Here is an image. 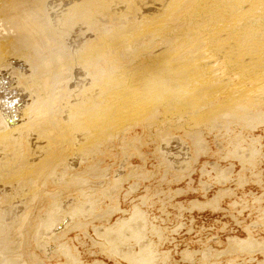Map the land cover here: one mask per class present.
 <instances>
[{
  "label": "rangeland",
  "instance_id": "rangeland-1",
  "mask_svg": "<svg viewBox=\"0 0 264 264\" xmlns=\"http://www.w3.org/2000/svg\"><path fill=\"white\" fill-rule=\"evenodd\" d=\"M82 19L85 20L84 17ZM119 30L115 26L112 34ZM111 40L100 34L87 46L90 58L85 60L91 63L89 73L93 79L97 77V86L105 91L92 102L106 108L101 109L93 120H89L84 111L89 103L79 111L76 120L78 118L77 122L84 129L78 131L81 142L75 145L73 157L81 156L83 162L77 161L67 169L68 172L73 170L67 179L68 184L62 182L66 176L63 175L64 169H60L56 181L50 182L44 176L33 196L29 179L35 176L39 164L30 170L25 167L23 176L18 175L19 178L14 167L16 178L12 177L6 191L0 193V198L13 195L12 203L0 204L8 224L10 243L7 246L13 252L11 257L18 258L17 264H37V261L38 264H64L70 262L67 254L71 252L80 264H129L131 261L122 256L124 252L138 251L149 245L147 250H153L154 256L151 264H264V120L255 121V127H250L243 122L250 111L244 114L230 108L218 113L220 105L227 101L224 96L205 104H198L193 98L184 99L174 106L179 108L177 112L160 105L152 116L144 114L147 104H140V108L136 104L131 106L136 92L131 90L128 95L127 91L139 85L137 81L143 88L148 77L154 75L155 79L156 65L152 67L155 59L141 55L149 50L144 46L132 55L136 60L129 64L121 54V46L113 48ZM140 62L141 74L134 70L136 63ZM100 70L105 74H100ZM137 74L145 79L137 77ZM85 85L88 86L85 82L80 83L81 87ZM153 88L154 91L144 95L156 98L163 89L161 83ZM5 99L7 110L2 111L3 116L12 111L7 103L12 98L6 94ZM250 109L264 114V104ZM126 113L132 116V120L124 130ZM210 119L214 127L207 124ZM59 122L64 125L60 116ZM55 123L53 127H56ZM160 123L163 124L160 126ZM64 127L71 141L69 130ZM163 132L170 135L158 136ZM108 136L113 138L112 143L107 141ZM97 137L103 141L97 151L84 148L85 143L92 146L90 138L94 142ZM28 142V149L25 144L23 149L22 146L16 149L14 146L13 149L20 153L18 162L22 155L26 157L28 154L25 159L30 165L44 157L48 148H41L44 142L39 145L34 141ZM49 143L52 152L54 145ZM0 145L1 152L6 144ZM254 145L260 148L261 153L253 161L238 158ZM5 148L3 151L7 152L8 147ZM26 151L28 153L25 154ZM92 152L93 155L89 154ZM79 178L92 183L84 184L85 179ZM54 197L69 218L61 221L63 226H57L52 233L54 235L50 236L37 225L50 214ZM24 209L25 212L28 209L30 216L22 225L18 216ZM14 223L17 226H13ZM37 228L40 230L38 239H33ZM105 229L110 231L109 242L120 243L121 255L111 257L105 252L102 243ZM120 231L125 238L138 234L141 237L138 245L134 241L119 240L117 235ZM5 241L0 238V245L6 244Z\"/></svg>",
  "mask_w": 264,
  "mask_h": 264
},
{
  "label": "bare ground",
  "instance_id": "bare-ground-1",
  "mask_svg": "<svg viewBox=\"0 0 264 264\" xmlns=\"http://www.w3.org/2000/svg\"><path fill=\"white\" fill-rule=\"evenodd\" d=\"M115 26L120 30L112 34ZM100 34L112 39L113 48L121 46V54L129 64L136 60L132 55L144 46L149 50L141 55L155 59L152 64V67L156 65L155 79L154 75L148 77L143 88L137 80L139 85L132 83L133 89L128 87L130 90L127 91L124 88L127 93L135 89L131 106L136 104L140 108V104H147L143 109L144 114L150 116L160 105L177 112L179 108L174 106L184 99L193 98L198 104H205L224 96L227 101L220 105L218 113L230 108L243 111L244 114L250 111L251 114H243L246 119L243 122L250 127L255 121L264 120L263 113L250 109L264 104V0H0V143L8 147L7 152L3 151L5 147L0 152V193L6 191L9 182L16 178L14 167L19 178L18 175L23 176L25 167L30 170L39 164L35 176L31 175L29 179V186L32 184L34 188L31 187L34 196L37 193L34 190L37 185H41L44 176L50 182L56 181L59 170L64 169L63 175L66 177H63L62 182L68 184L67 179L73 170L68 172L67 169H71L77 161L83 162V157H73L75 145L81 142L78 131L84 129L76 117L88 103L84 111L89 120H93L101 109L106 108L92 102L93 98L104 95L105 91L97 86V77L93 79L89 73L91 63L85 60L90 58L88 44ZM141 64H134V70L140 74ZM99 72L105 74V71ZM84 82L88 86L81 87L80 83ZM157 83H161L163 89L156 98L153 95L146 97L144 94L153 90ZM6 94L12 98L11 101L7 100L12 111L3 116L2 111L7 110L4 103ZM126 114L124 130L132 120V116ZM59 116L64 125L60 124ZM54 123L56 127H53ZM213 123L211 119L207 121L209 127H214ZM64 126L69 130L71 141L67 138ZM166 135H170L169 132L158 133L160 137ZM92 138L89 139L92 146L88 147L85 143L84 148L97 151L103 141L97 137L92 142ZM28 140L34 141L35 145L44 142L41 148H48L44 157L30 165L25 159L28 154L26 157L22 155L18 162L20 153L13 149L14 146L15 149L17 146L23 149L24 144L28 149ZM48 140L54 145L52 152ZM112 140L108 136L107 141ZM259 149L254 145L248 153L240 154L238 158L251 162L261 153ZM79 180H84V184L92 183L86 178ZM12 196L1 197L0 204L6 201L10 203ZM52 201L54 205L50 214L37 225L41 227L40 230L50 233V236L54 235L52 233L57 226H63L61 221L69 218L67 213L62 212L57 198L54 197ZM29 213L28 209L26 212L24 209L18 216L22 225L29 220ZM5 221V210L1 207L0 238L6 239V244L0 245V264H17L18 258L11 257L13 252L7 246L9 235ZM40 230L37 228L33 239H38ZM104 233L105 240L102 243L105 252L111 257L121 255L120 243L116 245L117 242H109L108 229ZM117 236L119 240L134 241L135 244L141 238L136 233L125 238L121 231ZM41 239L44 240L43 237ZM147 247L132 252L127 250L122 256L131 261L129 264H149L154 256L153 250L148 251ZM67 255L71 263L64 264H80L71 252Z\"/></svg>",
  "mask_w": 264,
  "mask_h": 264
},
{
  "label": "crops",
  "instance_id": "crops-1",
  "mask_svg": "<svg viewBox=\"0 0 264 264\" xmlns=\"http://www.w3.org/2000/svg\"><path fill=\"white\" fill-rule=\"evenodd\" d=\"M99 135H100V134H99ZM90 177L92 178V177H94V176H90ZM105 213H106V212H105ZM236 241H237V239H236ZM246 244H247V243H246Z\"/></svg>",
  "mask_w": 264,
  "mask_h": 264
}]
</instances>
